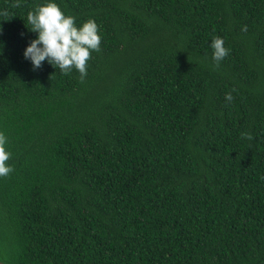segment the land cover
<instances>
[{
    "label": "trees",
    "instance_id": "1",
    "mask_svg": "<svg viewBox=\"0 0 264 264\" xmlns=\"http://www.w3.org/2000/svg\"><path fill=\"white\" fill-rule=\"evenodd\" d=\"M16 2L0 0V263L264 264V0H54L99 26L83 80L33 69L27 13L48 0Z\"/></svg>",
    "mask_w": 264,
    "mask_h": 264
},
{
    "label": "clouds",
    "instance_id": "2",
    "mask_svg": "<svg viewBox=\"0 0 264 264\" xmlns=\"http://www.w3.org/2000/svg\"><path fill=\"white\" fill-rule=\"evenodd\" d=\"M11 6L19 7V0ZM12 17L6 9L0 11V21H8ZM75 20L73 15L66 16L54 0L36 5L34 10L27 13V22L31 25L28 28L37 33V36L25 48L24 57L31 61L34 70L47 61L55 68L59 67L65 75L75 68L80 73L81 80L86 77L91 52L100 50L102 38L94 19H88L79 27ZM2 30L0 24V32ZM242 31H247L246 25L242 27ZM210 47L213 50L212 59L218 66L229 55L230 50L224 46V39L219 36L212 38ZM225 98L229 102L234 99L231 92L226 93ZM241 138L249 141L254 139L250 132L241 133ZM6 144L7 137L0 133V177L9 176L14 171L13 166L6 163L12 155L10 151H6Z\"/></svg>",
    "mask_w": 264,
    "mask_h": 264
},
{
    "label": "water",
    "instance_id": "3",
    "mask_svg": "<svg viewBox=\"0 0 264 264\" xmlns=\"http://www.w3.org/2000/svg\"><path fill=\"white\" fill-rule=\"evenodd\" d=\"M1 264V263H0Z\"/></svg>",
    "mask_w": 264,
    "mask_h": 264
}]
</instances>
